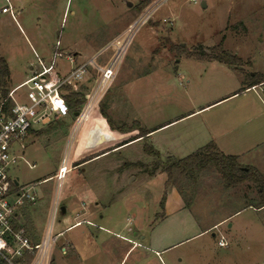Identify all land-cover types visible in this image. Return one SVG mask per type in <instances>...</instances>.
<instances>
[{
    "label": "rangeland",
    "instance_id": "1",
    "mask_svg": "<svg viewBox=\"0 0 264 264\" xmlns=\"http://www.w3.org/2000/svg\"><path fill=\"white\" fill-rule=\"evenodd\" d=\"M147 3L0 0V44L12 66L9 88L26 79L29 62L37 67L41 47L51 50L60 41L64 55L84 61L102 52L100 61L105 62L125 43L118 52L116 78L94 113L65 122L54 117L47 126H35L38 130L25 140L24 152L11 168L12 178L33 186L36 194L34 203L23 205L32 240L41 242L47 232L57 195L60 208L52 236L87 209L95 225L85 222L67 230L52 246L50 264H264V207L255 183L226 189L213 168L193 181L175 170L168 181L169 149L178 150L175 142L190 126L193 131L195 118L113 149L139 131L177 120L197 103L226 93L239 77L264 74V0ZM5 6L11 11L2 12ZM219 44L243 59L242 74L215 69L187 54ZM69 68L65 58L58 59L60 73ZM89 81L83 90L93 86V79ZM263 85L257 90L261 92ZM108 120L116 128L138 130L124 137L109 129ZM109 149L113 150L93 158ZM85 159L89 160L80 163ZM173 186L184 191L189 217L200 234L156 253L150 244L151 228L165 208L163 197L170 199L176 191ZM171 203L176 209L174 198ZM210 227L214 228L204 231ZM221 238L225 246H220Z\"/></svg>",
    "mask_w": 264,
    "mask_h": 264
},
{
    "label": "built area",
    "instance_id": "2",
    "mask_svg": "<svg viewBox=\"0 0 264 264\" xmlns=\"http://www.w3.org/2000/svg\"><path fill=\"white\" fill-rule=\"evenodd\" d=\"M9 11L10 6L2 8V12ZM115 44L113 42L112 47ZM124 44L115 48L116 53L105 62L100 61L102 52L80 61L78 55H64L61 43L57 41L50 60L37 56L34 74L10 89L6 97H0V259L8 264H50L52 246L64 233L52 236L53 222L60 208V200L56 195L47 232L41 242L34 243L32 240L23 205L34 203L36 194L33 186L20 185L10 174L11 168L21 157L20 153L24 152L23 143L31 133L38 130L35 126H47L54 117L63 118L70 114L66 101L69 91L82 93L86 98L79 113L81 117L86 112L92 115L116 78L121 56H118V52ZM59 58H65L70 64V68L63 74L58 69ZM88 77L94 83L85 92L83 84ZM23 89L24 92H20ZM61 170L62 167L59 172ZM219 244L225 246L226 242L221 238Z\"/></svg>",
    "mask_w": 264,
    "mask_h": 264
},
{
    "label": "crops",
    "instance_id": "3",
    "mask_svg": "<svg viewBox=\"0 0 264 264\" xmlns=\"http://www.w3.org/2000/svg\"><path fill=\"white\" fill-rule=\"evenodd\" d=\"M2 48L3 47L0 44V55L6 59L9 65L11 78L12 66L10 64L9 58H6L3 55ZM41 48L42 53L37 55L43 57L46 61L50 60L52 58L55 45L51 50L48 48ZM184 57L187 56L184 55L181 58ZM198 62L201 63L200 60H198ZM205 62L215 69L222 68L227 72L236 71L240 73V71H242L235 70L229 65L219 61L206 60ZM31 65L32 62H29V74L21 83L26 81L34 74V66ZM254 74L256 73L254 72L252 75ZM257 74L264 75L263 73ZM89 80L91 79H87L83 86L88 84L90 82ZM247 81V77H245V79H240L239 77L237 84L234 87L227 88L226 93L218 95L217 97L211 98L209 100H205L202 104L197 103L191 111H189L187 114H184L177 120L167 122L158 128L148 131L153 132L161 128L167 130L171 127L169 125L173 122H177L179 120L184 122L186 120L195 118V123L192 126L193 131L191 130L190 126V128L187 130L188 133L186 135L180 136V143L175 142L178 143V150L169 149L171 153L167 154L168 158H184L197 151L201 147L207 145L208 143L214 142L224 154L237 156L241 165L253 167L264 175V88L261 92L258 91L257 88H254L255 86L245 88L244 85ZM189 83H191V80ZM258 86L259 85H256V87ZM73 116H76V114L70 112L68 116L60 119H63L65 122V120L68 121L72 119ZM134 132L136 131H133L129 134L133 135L135 134ZM185 137H187V139L184 142ZM51 178L52 177H48L46 179ZM46 179H43L42 181H45ZM173 188L176 191L171 193L173 196L170 197V199L165 198V208L162 213H160V219L155 224V226H152L151 228L150 244L151 247L155 249L156 253L166 252L171 247H174L181 242L189 240L190 238L200 234V231L197 230V224L189 217V210L187 208L188 204L185 201L184 191L177 188L176 186H173ZM173 198L177 202L176 209H171V202L173 201ZM88 214L89 217L86 216L84 219H77L80 216ZM186 221H189V225L186 224ZM85 222L95 225V223L92 221L90 209L84 210V212L81 214L77 212L75 214L74 223L70 225L65 231H63V236L67 230H70V228L72 229L74 226H81ZM213 228L214 227H210L204 231L210 229L212 230ZM191 230L193 232H191Z\"/></svg>",
    "mask_w": 264,
    "mask_h": 264
},
{
    "label": "trees",
    "instance_id": "4",
    "mask_svg": "<svg viewBox=\"0 0 264 264\" xmlns=\"http://www.w3.org/2000/svg\"><path fill=\"white\" fill-rule=\"evenodd\" d=\"M146 1L148 2L147 4H149V0ZM182 52H185V50H183ZM187 54L188 56H196L200 60L219 61L221 63L229 65L230 67L238 71H240L241 66L243 64L242 58H240L237 54H233L225 50L222 44L210 48L209 51H206L204 49H198ZM247 80L248 81L244 85L245 88L260 85L264 82V75L257 73L254 75L249 74L247 75ZM9 81V65L6 59L0 55V97H6L8 95V92L10 90ZM85 100L86 98L82 93H75L69 91L66 95V101L68 102L70 110L72 113L75 114L80 113L82 111V107L85 103ZM107 123L111 131H117L121 134H126L138 130L137 128L129 127L116 128L113 124H111L109 120ZM151 132L146 131L145 133H142L141 131H139L137 136L130 137L129 139L116 145L113 149L121 147L138 138L147 136ZM113 149L103 151L95 155L93 158ZM89 159L82 160L80 161V163H83ZM168 161H170V163H168L165 167L168 176V181L173 178L175 170H178L182 174L186 175V177L190 181H193L196 180L197 176H199L201 173L205 172L210 168H213L221 176L226 188L236 187L247 181L255 183L260 196V207H264V175L253 167L241 165L238 161L237 156L224 154L214 142L208 143L207 145L201 147L197 151L184 158L174 159L173 157H169ZM80 163H75V165ZM165 198L166 196L163 197L162 203H164ZM0 264L8 263L0 259Z\"/></svg>",
    "mask_w": 264,
    "mask_h": 264
},
{
    "label": "water",
    "instance_id": "5",
    "mask_svg": "<svg viewBox=\"0 0 264 264\" xmlns=\"http://www.w3.org/2000/svg\"><path fill=\"white\" fill-rule=\"evenodd\" d=\"M129 5H131V3L129 4ZM202 7H206V2L205 1H202ZM80 114L79 113H76V116H79ZM123 135H125V136H129L130 134L129 133H126V134H123ZM66 207L65 206H61V212L62 213H66Z\"/></svg>",
    "mask_w": 264,
    "mask_h": 264
},
{
    "label": "bare ground",
    "instance_id": "6",
    "mask_svg": "<svg viewBox=\"0 0 264 264\" xmlns=\"http://www.w3.org/2000/svg\"><path fill=\"white\" fill-rule=\"evenodd\" d=\"M124 137H125V135H124Z\"/></svg>",
    "mask_w": 264,
    "mask_h": 264
}]
</instances>
